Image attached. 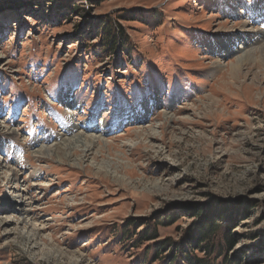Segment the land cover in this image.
<instances>
[{
    "label": "rangeland",
    "instance_id": "374dc122",
    "mask_svg": "<svg viewBox=\"0 0 264 264\" xmlns=\"http://www.w3.org/2000/svg\"><path fill=\"white\" fill-rule=\"evenodd\" d=\"M103 24L126 40L117 53ZM263 43L264 0H0V126L21 133L0 131V264L149 262L154 242H181L194 228V208L220 206L244 214L229 231L233 249L223 229L210 262L264 264V65L229 76ZM68 87L74 120L102 111L97 125L119 148L98 161L117 169L115 179L92 160L83 170L39 162L34 143L26 154L31 129L52 145L71 117L60 98ZM151 127L155 139L138 140L136 129ZM20 193L31 209L24 200L16 210ZM147 224L160 239L136 250L133 231Z\"/></svg>",
    "mask_w": 264,
    "mask_h": 264
},
{
    "label": "bare ground",
    "instance_id": "6f19581e",
    "mask_svg": "<svg viewBox=\"0 0 264 264\" xmlns=\"http://www.w3.org/2000/svg\"><path fill=\"white\" fill-rule=\"evenodd\" d=\"M261 46L263 47L262 48L263 52H261V54L259 56L256 57V56L252 55L250 57V55L248 54L249 56L245 55V57L238 59L236 62H233L231 65L232 69L230 70L229 76H231V78H233V79H236L235 77L237 76L238 72L240 70L244 69L245 66H248L249 62H251L257 66H259V65L263 66L264 65V43ZM246 52H248V51H246ZM72 97L75 98L76 94H75L73 88H69V87L65 88L60 95L61 101L62 100L64 101L63 103L65 104L64 107L67 109L66 111H69L71 117L73 118L71 121L72 127L70 129H64L63 131H57L56 138H54L52 140L53 142H50L52 145L46 144V141H43V139L40 137H38L37 139H33V140H35L34 142H33V140H29V139L26 140V138H25L24 139L25 143H23V145L26 148V150H25L26 154H27V149H30L31 144L34 143V145H36V146H39V145L42 146L39 149L36 148L35 150H33V153H32L35 157L38 158L37 161H39V162L42 160H48L47 158L53 157L60 164L65 163L68 166H70L71 168H77V169L83 170V169H86V167H83L84 164L87 163L88 161L92 160V165L96 164V166H99V168H100L99 173H105L106 176L113 175L114 176L113 178L115 179L117 177V172L115 170H117V169L113 168L111 166L110 162L109 163H102V162L100 163V161H98L99 156H101V155L105 156L106 150L108 152H110L112 149L115 150L118 147L117 145H115L113 143V141H110L108 139H104V137H106V135H108L109 132L111 131V130H109L108 125L107 124H105V125L98 124L97 125V121H96L97 115L101 114L102 111L97 112L94 115L92 114V116L90 115L89 119L78 118L77 120H74V117L78 115V112H76L74 109L76 108V105H79V103L76 101L77 99L74 100V98H72ZM66 103H68V104L66 105ZM105 114H106V112H105ZM172 117H173V115H168V114L164 115V119L167 120V122L172 121ZM88 125H91V127H89ZM121 127L122 126H120V128ZM0 131L5 135H7L9 133L15 134V135L21 134L19 132V130L17 131L15 128H12V126L10 127L7 124L5 126L1 125ZM90 132H92V133H90ZM134 134H136L135 136L138 138V140L144 139L145 141L149 140V138L155 139V137L158 135L156 127L155 128L151 127V129L148 131L145 128H139V129H136ZM42 135H44V134H42ZM22 137H25V136H22ZM120 138L122 140L129 141V143L134 142V141H131L129 139H124L123 137H120ZM130 145H132V144H130ZM45 146H47V147H45ZM1 160H3L1 165L4 163L6 164V158H2L0 155V161ZM5 164L3 166H5ZM6 171H7L8 176H6V179H4V180L7 181V185H9L11 188L15 189L18 186L19 181H15L14 184L10 185L11 181H13V178L11 179L10 176L14 175L13 171H16V169H14L13 167L9 168V166H8ZM36 171L39 173L41 170L36 169L35 172ZM87 174H88V172H87ZM41 181H42L41 177H36V180H34L33 182H31V183L27 182L25 184L29 185V188L31 189V188H36L37 186H39V183H41ZM23 189H24V187H23ZM20 191H21V189H20ZM28 197H29L28 194H21V193L19 194V196L17 197L18 200H15V202H16L15 204H19L17 206L16 210H20V204H23L24 200H25V204H26L25 206H28V204L31 200V199H28ZM9 203L11 204V201ZM9 203L7 204V207L9 206ZM29 206H28V209H31V208H29ZM12 208H15V206H13ZM22 213H23V215H22ZM27 214H29L28 210L23 209L21 211V214H19V215L20 216L26 215V216L30 217L31 214L30 215H27ZM10 217L11 216H9L8 218H10ZM10 220L5 221L4 224L10 225V223H11ZM31 220L33 221V219H31ZM16 221L19 223V225L20 224L24 225V223L26 225L28 223L25 217H24V220H22V221H20V219L16 220ZM13 222L14 221H12V223ZM24 227L27 229L26 226H24ZM44 229L45 228H43L42 230H44ZM10 233H11V231H10ZM28 235L30 236L32 241H34V243L36 244V247H38V245L41 244L40 242L38 243L36 241L37 240V237H36L37 233H35V231H31Z\"/></svg>",
    "mask_w": 264,
    "mask_h": 264
},
{
    "label": "trees",
    "instance_id": "16d2710c",
    "mask_svg": "<svg viewBox=\"0 0 264 264\" xmlns=\"http://www.w3.org/2000/svg\"><path fill=\"white\" fill-rule=\"evenodd\" d=\"M102 26L106 29V38L108 40L110 52L117 53V50L121 49L119 45L122 43L121 39H123V34L118 37L107 24H103ZM221 209V206L218 208V211H203L200 208H194L191 214L193 218L196 217L198 219V222L191 231L184 235L181 242H174L169 238L154 242L152 247L149 246L147 249L149 252L153 253V257H151L149 262L146 261L147 257L143 260L141 257L140 264H154L157 262L160 264H213L210 262L213 252L218 249L222 250L218 234L221 233L223 229H227L228 235H226L225 240L228 243V249H233L235 240L230 232L238 222L237 216L241 217L244 214L242 210L229 213L226 211V208ZM161 223L166 226V224H172L173 221L166 220ZM133 226L137 227L136 225ZM147 226L149 227L138 232V235L137 229L133 231L134 236L137 237L136 244L138 245L133 246L136 250L142 248L144 241L151 243L152 241L160 239L157 228L155 227L152 230L151 225L147 224ZM197 252L202 253L203 256H198Z\"/></svg>",
    "mask_w": 264,
    "mask_h": 264
},
{
    "label": "built area",
    "instance_id": "2783aa9c",
    "mask_svg": "<svg viewBox=\"0 0 264 264\" xmlns=\"http://www.w3.org/2000/svg\"><path fill=\"white\" fill-rule=\"evenodd\" d=\"M24 187H25V186H24ZM22 189H23V188H22ZM22 189H21V190H22ZM25 194H27V193H25Z\"/></svg>",
    "mask_w": 264,
    "mask_h": 264
}]
</instances>
